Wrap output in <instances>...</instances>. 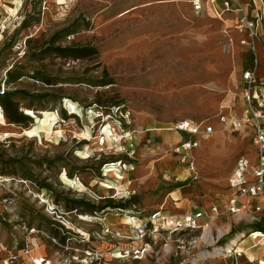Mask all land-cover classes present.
Masks as SVG:
<instances>
[{
    "label": "rangeland",
    "instance_id": "obj_1",
    "mask_svg": "<svg viewBox=\"0 0 264 264\" xmlns=\"http://www.w3.org/2000/svg\"><path fill=\"white\" fill-rule=\"evenodd\" d=\"M215 24L156 0H0V264H264L255 202L206 229L138 232L161 208L224 210L253 150L210 99L235 66L263 71L264 48L233 52ZM185 119L230 136L195 169L176 151Z\"/></svg>",
    "mask_w": 264,
    "mask_h": 264
},
{
    "label": "built area",
    "instance_id": "obj_2",
    "mask_svg": "<svg viewBox=\"0 0 264 264\" xmlns=\"http://www.w3.org/2000/svg\"><path fill=\"white\" fill-rule=\"evenodd\" d=\"M215 1L212 0V2ZM258 2L252 0V4L257 10L254 16L249 14L247 7L239 4L237 0H224L222 7L214 10L216 17L219 19L224 14L232 11L241 13V16L234 23L233 29L244 36L240 40V45L255 52L256 55L258 44L262 42L259 28L264 16V0H258ZM193 5L197 12L201 10V0H194ZM221 33L229 46H232L234 39L230 36L228 28H223ZM256 64H258L257 59ZM256 67L257 65L254 68L245 70L242 74V97L246 104L245 112L237 117L226 113V107L223 106L218 114V121L224 129L232 131L249 129L253 146L250 154L237 159L228 177L230 194L224 210L217 205H212L209 214L205 210L176 214L161 208L141 220L138 227L140 234L144 235L148 230L155 232L165 230L177 233L206 229L208 226L207 220L216 219L225 213H240L244 207L254 202L253 210L255 213L264 211V205L258 203L259 200L264 199V77L257 75ZM174 129L188 136V139L182 141L176 151L184 154L183 161L189 156V167L194 169L191 152L199 147L200 137L213 133L214 127L211 122H196L185 119L177 122ZM203 221L206 224L203 225Z\"/></svg>",
    "mask_w": 264,
    "mask_h": 264
},
{
    "label": "crops",
    "instance_id": "obj_3",
    "mask_svg": "<svg viewBox=\"0 0 264 264\" xmlns=\"http://www.w3.org/2000/svg\"><path fill=\"white\" fill-rule=\"evenodd\" d=\"M193 1L194 0H156V2L159 5H162L165 7H171V8H175L179 10L189 11V13L195 17L211 18L212 20L216 21V24L214 26L212 25L213 28L215 27L212 30L213 32H211L210 30L211 34L218 36L221 33V30L227 27L229 30L230 36L233 37L234 39V44L232 45L233 52L235 51L234 50L235 47L236 48H246V47L240 46V40L244 36L241 34H238L233 29L234 23L241 16V13L239 11H232V12L226 13L221 19H219L216 17L214 10L221 8L224 0H216L215 2H212V0H201V10L199 12H197L194 9ZM237 1L239 4L245 5L247 7L249 14H251L252 16L256 15L257 10L255 9V6L252 4V0H237ZM255 1L259 3L258 0H255ZM151 3L152 2H147V5ZM259 30L262 36V42L258 44L257 49L258 50L260 49L262 51L263 46H264V16H263V19L261 20ZM247 69H251V68L242 69L240 65H238L237 67L235 66L234 68H232L230 72H228L225 75L223 79L212 83V85L216 88L215 89L216 91L214 90V93L216 94L210 99V101L212 102V105L214 106L215 109H219L218 113L220 112L223 106L226 107L225 109L226 113L237 116V117L241 116L245 112L246 104L242 97V92H243L242 74ZM256 73L258 76L264 77V70L260 71L258 64L256 67ZM223 130H227V129L223 128ZM221 132L222 131L216 130L214 128L213 133L200 137L199 147L195 148L191 152V155L194 161V169H195L194 152L202 149V146L204 143L211 142L212 140L220 136ZM221 135L224 137L226 141L230 139L229 134H221ZM189 170L191 169L189 168ZM244 203H246V201H244ZM258 203L264 204V199L259 200ZM245 209L246 207L243 208V210ZM187 212H195V211L189 210L183 213H187Z\"/></svg>",
    "mask_w": 264,
    "mask_h": 264
},
{
    "label": "trees",
    "instance_id": "obj_4",
    "mask_svg": "<svg viewBox=\"0 0 264 264\" xmlns=\"http://www.w3.org/2000/svg\"><path fill=\"white\" fill-rule=\"evenodd\" d=\"M249 68H254L253 63L251 64V66ZM8 74H9V77L13 81L17 78V74L14 75V71H10ZM8 95H10V93H7L6 96H8ZM5 100H6V98L3 99V101H5ZM6 116L9 119L10 122L17 123V124H25L26 121L29 119L26 116H22L21 114H18L17 112H12V111L7 110V109H6ZM104 208L105 207H96L95 210H101V209H104ZM255 226L257 228H259L260 230L264 231V227L263 226H261L259 224H256Z\"/></svg>",
    "mask_w": 264,
    "mask_h": 264
}]
</instances>
